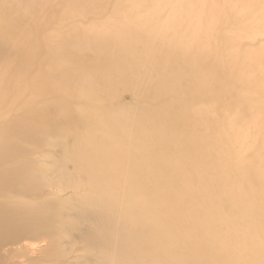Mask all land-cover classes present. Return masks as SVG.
Segmentation results:
<instances>
[{
	"label": "bare ground",
	"instance_id": "6f19581e",
	"mask_svg": "<svg viewBox=\"0 0 264 264\" xmlns=\"http://www.w3.org/2000/svg\"><path fill=\"white\" fill-rule=\"evenodd\" d=\"M0 264H264V0H0Z\"/></svg>",
	"mask_w": 264,
	"mask_h": 264
},
{
	"label": "rangeland",
	"instance_id": "374dc122",
	"mask_svg": "<svg viewBox=\"0 0 264 264\" xmlns=\"http://www.w3.org/2000/svg\"><path fill=\"white\" fill-rule=\"evenodd\" d=\"M126 98L128 99V97H126ZM67 167H68V169H72V168H73L72 163L69 162V163L67 164ZM71 167H72V168H71Z\"/></svg>",
	"mask_w": 264,
	"mask_h": 264
}]
</instances>
